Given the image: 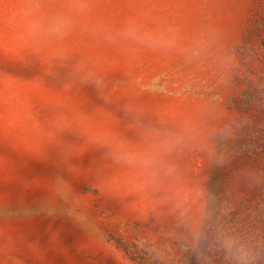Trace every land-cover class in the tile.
<instances>
[{
    "label": "rangeland",
    "instance_id": "obj_1",
    "mask_svg": "<svg viewBox=\"0 0 264 264\" xmlns=\"http://www.w3.org/2000/svg\"><path fill=\"white\" fill-rule=\"evenodd\" d=\"M82 2L55 40L21 10L73 0H0V264H186L211 186L240 218L264 202V0ZM129 18L180 39L132 45ZM233 226L264 264V226Z\"/></svg>",
    "mask_w": 264,
    "mask_h": 264
},
{
    "label": "clouds",
    "instance_id": "obj_2",
    "mask_svg": "<svg viewBox=\"0 0 264 264\" xmlns=\"http://www.w3.org/2000/svg\"><path fill=\"white\" fill-rule=\"evenodd\" d=\"M39 4L31 5L21 10V17L25 30L33 35H46L55 40L66 38L76 27L77 17L87 10L82 0H73V3L56 10L51 15L41 11ZM110 31V30H106ZM116 36L132 45L144 47L153 51L174 47L180 37L171 29L149 28L136 18L127 19L115 33ZM80 70V65L73 67V75ZM94 85L99 88L101 81L96 79Z\"/></svg>",
    "mask_w": 264,
    "mask_h": 264
},
{
    "label": "trees",
    "instance_id": "obj_3",
    "mask_svg": "<svg viewBox=\"0 0 264 264\" xmlns=\"http://www.w3.org/2000/svg\"><path fill=\"white\" fill-rule=\"evenodd\" d=\"M211 191L213 195L210 200L215 216L206 230V236L201 239L198 248L186 264H248V260L244 259L239 249V243L234 244L231 241L233 236L235 238L240 234V231L234 229L233 224L257 219L258 225L264 226V202L259 211L246 212L243 218H240L237 210L223 206L219 188L211 186Z\"/></svg>",
    "mask_w": 264,
    "mask_h": 264
}]
</instances>
